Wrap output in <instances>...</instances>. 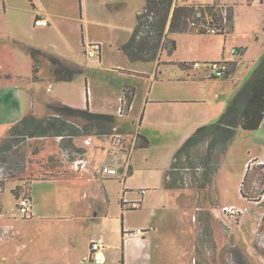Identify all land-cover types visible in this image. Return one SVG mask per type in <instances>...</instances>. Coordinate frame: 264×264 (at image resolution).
<instances>
[{
	"label": "rangeland",
	"instance_id": "374dc122",
	"mask_svg": "<svg viewBox=\"0 0 264 264\" xmlns=\"http://www.w3.org/2000/svg\"><path fill=\"white\" fill-rule=\"evenodd\" d=\"M213 1L178 0L177 2L179 5H210ZM216 1L225 9V13L230 11L232 14L233 5H231V1L233 0ZM236 1L247 4V0ZM31 2L36 8L52 4V0H5V4L2 6L3 14L0 17V69H5L10 74H31L30 55L15 42L59 55L83 66L85 70L83 75L71 82H56L54 84L60 88L59 93L62 98L75 100L80 95L83 107L85 108L87 104L89 108L90 97L99 98L106 94L109 100L115 101L117 111L115 118L118 124L121 125L122 130L131 134H136L139 131H141L140 133L144 132L147 123L140 122L142 114L136 112L134 118L129 119H125L126 114L119 115V98L121 89L125 86L138 89L140 87L142 95L151 93L150 89H147V83L132 76L135 74L131 73L151 74L156 68L157 61H130L121 51V47L132 34L137 22L138 11L145 7L146 0H86L84 20L83 16L75 11L68 17H61L56 21L49 19L47 21L48 26L35 24ZM81 8V0H77V9H80V12ZM197 16H199V13H197ZM189 26L193 28L192 25ZM239 34V29H236L231 36L236 37ZM169 35L171 39L176 41V49L172 53L168 49H163L158 60L161 62V70L167 72H171L172 67L170 64L165 63L176 62L183 58L191 59V48L197 44V39L190 36L189 32L170 33ZM220 39L223 40L224 37H220ZM96 45L100 47L101 61H99L98 55L93 57L88 55L90 47ZM232 58H234L233 61L238 62L239 56L233 55ZM193 62L195 61L188 60L187 64ZM174 68L178 74L181 73L178 68ZM244 69L245 67H240L236 84L232 82L214 83L215 86H221L223 89L217 92L220 95L219 100L213 97L208 98L206 103L208 108H213L218 103L224 102L223 112L225 111L234 95L251 76L252 72L248 74L247 78H241L245 73ZM188 70L193 73V70ZM43 73L45 74V68L41 74ZM42 86L46 88L47 84L43 82L19 85L24 106L31 107L32 105L36 115L45 114L41 97L43 92L40 90ZM33 88L36 89V96L32 101ZM176 92L168 85L154 83L151 97L171 96ZM138 93L140 94V90ZM48 110L53 112L51 109ZM69 122L81 128L80 135L74 137L76 140L75 146L85 149V154L80 155L68 147L67 141L69 139L66 138L61 139L52 136L22 139L16 137L10 150L4 154V158L0 162V264H61L59 252H56L60 244L53 246L51 241L61 235L66 224L64 221L59 222V226L54 228L40 225L37 221H24L23 211L18 207L19 198L16 199L15 197L16 192L20 197L24 194L28 195L30 189L36 207L40 209L48 206L53 207V205L63 206L66 200L73 205L79 201L81 196L71 188H56L53 184H32L31 182L82 174L102 180L103 177L99 173L100 167L107 165L121 169L122 163L126 160L129 161L130 165L137 162L140 166V170L136 171L130 185L145 186L144 189L139 191L133 188L134 193H139L142 190L146 192V189L153 191L154 188L152 187L162 181L164 168H166L165 163H168V169L173 155L187 139L185 138L182 141L177 139L180 132L178 129H165L164 132L151 134V146L147 150L133 149L131 151L133 158H131L132 156L123 155L117 150L113 151L108 144L95 136L98 133L96 130L86 131L82 127L84 123L81 120L69 119ZM7 135L8 131L0 139ZM86 140L91 141V146L85 144ZM246 148L247 145L239 139L230 144L229 151H232L229 152L228 161L225 162L227 165L223 167L225 169L224 178H230L228 171V166H231L230 162L237 161L240 155L246 153ZM206 156V143L203 142L191 151L188 162L185 163L188 169L176 172L177 178L180 179L177 181L176 186L177 189L182 191L178 200L187 211V236L195 243L198 264H223L222 251L225 247V241L229 237L235 245L234 255L236 259L241 258L247 264H264V206L251 204L249 210L243 215L244 217L237 216L226 219L224 210L227 204L222 199L215 184L217 173L212 177L210 186L199 187L201 181L197 179L200 177L201 170H203ZM217 156V151L211 152L212 161L210 166H213L215 161L221 163L223 156H220V158ZM193 165L197 168H193ZM253 168L255 169V166ZM259 182L258 186L261 188L264 178ZM30 184H32V188ZM102 186L108 200V203L106 201L102 203H107L106 210L110 215L105 224H108L114 241L120 237L121 229L123 230V218L125 219L124 224L128 223L131 226L146 225L143 218V209L134 210V212H129L133 211L129 208L123 209L126 210L123 217L119 205L120 196L118 195L121 188L118 180H103ZM94 189L99 190L98 187H94ZM102 203L98 201L99 207L102 206ZM153 220L157 221V218ZM162 221L159 222L158 226L160 227V234H174L177 239L185 238L180 233V221L175 216L170 214ZM74 227L75 225L72 224L69 229L74 230ZM209 227H211V232ZM139 229L146 231L143 228ZM135 230H123L122 233L124 236L130 237L129 233ZM215 230L219 244L212 237V231ZM88 232L82 234L85 235ZM148 234L149 232L145 234L146 238ZM151 234L158 241V237H155L156 234L153 232ZM107 244H110V242L107 241ZM107 244L105 243L106 246ZM82 245L80 243L79 247ZM115 246L116 244H114ZM122 246L123 244L121 245L119 238L117 244L118 262L114 261L112 264H124L123 257L121 258L123 256V253H121ZM173 247L168 245L164 247L166 251L161 254V256L165 255L162 261L163 264L178 263L175 260L176 250ZM79 249L83 250V248ZM145 253L148 256L151 254V257L153 255V248L150 249L147 243ZM158 260L159 258L154 262L152 258L144 264H161ZM107 264H111V258H108Z\"/></svg>",
	"mask_w": 264,
	"mask_h": 264
},
{
	"label": "crops",
	"instance_id": "0c3cea01",
	"mask_svg": "<svg viewBox=\"0 0 264 264\" xmlns=\"http://www.w3.org/2000/svg\"><path fill=\"white\" fill-rule=\"evenodd\" d=\"M85 1L86 0H81V12L80 9H77V0H52V4L39 8H36L32 2L30 4H33L31 7L34 11V20L35 16H38L37 19H43L46 22L49 19L56 21L58 18L68 17L75 11L82 15L84 20ZM177 1L178 0L175 1V4L182 6L179 5ZM3 4H5V0H0V17L3 14ZM231 5H233L231 14L232 25L231 29L227 33L223 35H209L189 32L190 36L197 39V44L191 48V59L183 58L176 62L171 61L170 63H165L170 64L172 67L171 72H167L166 70H161V62L158 61V58L156 60V68L151 74L138 72L131 73L135 74L132 76L146 82L147 89H150L151 93L153 91L154 83L166 86L168 85L177 91L171 96L163 95L151 97L150 92L142 95L140 87L138 89L125 86L121 89L119 108L121 105L123 89L129 90L133 93L130 108L124 113L126 114L125 119L134 118V114L138 112L139 114H142L140 116V122L147 123V127L144 132L140 133L141 131H139L136 134H139L143 139H146L148 141V146L137 149L147 150L150 148V139L152 138L151 134L154 135L156 133L164 132L165 129H178L180 132L177 139L182 141L185 138H188L197 128L214 122V120L222 114L223 108L225 107L224 102L218 103L213 108H208L206 106L208 98L213 97L216 98V100H219L220 98V95L217 92L221 91L223 88L221 86H215L214 83L232 82L236 84L238 82V75L241 66L245 67V73L241 78H247L248 74L253 72L256 68V64L264 57V0H247L246 5L242 2L233 0L231 1ZM142 10L143 9L138 11V13ZM225 16L226 14H224V17ZM48 25L49 23H47V26ZM236 29H239L240 34L236 37L231 36ZM220 37H224V39L221 40ZM168 38L171 39L169 34ZM15 43L20 48L22 46H29L19 42ZM21 49L27 52L23 48ZM232 49H237L239 51L237 54L239 56L238 62L233 61L234 58H232L233 55L230 52ZM56 56L68 62H72L59 55ZM188 60L201 63L220 60L226 61L229 65V77L226 79H209L205 77L206 72L201 68L193 70V73H190L188 70L189 68L183 66L184 64H187ZM99 61H101V56H99ZM79 66L82 68V73L77 75L74 79L83 75L85 71L83 66ZM174 67L178 68L181 73L178 74ZM44 68L45 74H41ZM235 71L237 72L235 73ZM123 72L128 73L130 71ZM38 77L39 78L37 80L32 79V69L30 75L10 74L7 70L2 68L0 69V137L4 136L12 125L17 123L28 113H32L34 116L40 118L52 116L53 112L49 111L47 106L54 103H61L82 110L88 109L90 112L96 114H108L114 117L117 115L115 101L109 100V97L106 94L100 96L99 98L90 97L89 108L87 104L85 108L83 107L80 95H78L75 100L62 98L59 93L60 88L54 84L56 82H71L74 79L71 81H54L50 70L47 69L45 63L41 65ZM43 82L47 84L46 88L42 86L40 89L43 92L41 97L45 108V114L36 115L33 111L32 105L31 107L24 106L19 85ZM139 90L140 94L138 93ZM35 94L36 89L33 88L31 97L32 101L36 96ZM115 122L116 126L122 130V127L118 124L116 118ZM151 127L152 129H150ZM123 131L129 134V136L133 135L125 130ZM238 139L243 144L247 145L245 150L246 153L240 155L237 161L230 162L231 166H228L230 178H224L223 174L225 169L223 167L224 165H227L225 162L228 161V154L232 151H229L230 144H233ZM101 140L105 142V140ZM71 142L75 146L76 140L74 137L71 139ZM90 143L91 141L89 140V142L85 144L91 146ZM231 143L227 147L215 178L216 188L224 202L227 204L225 208L228 206H236L238 208H245L247 212L251 207V204L264 206V182L261 188L258 186V184H260L259 180L264 178V118L259 128L255 131L237 129L235 137ZM78 149L83 150L84 154L86 153L85 149L80 147ZM130 156L133 158L131 152L129 153V157ZM171 163L172 161L170 162L169 167ZM127 164L129 170L126 178L123 181L118 180L121 188V192L118 195L120 196V209L124 217V212H126V210L123 209L129 208V206L125 203L122 205L121 200L124 198L129 202L137 201L139 203V208L136 210L143 209V218L146 225L131 226L128 223L124 224L125 219L123 218V230L143 228L146 231H143V236L137 235L129 237L124 236L122 233L123 230L121 229L119 238L121 245L123 244V250L121 249L123 256H121V258L123 257L124 264H144L147 260H151L152 258L154 262L157 258H159L158 261L163 264L162 261L165 258V255L161 256V254L165 253L166 250L164 247L167 245L174 246L173 249L176 250L175 260L178 261L177 264H198L195 243H193L192 239L187 236V211L178 200L182 191L180 189H169L163 186L165 174L169 169V167L167 169L168 163H165L164 165L166 168H164L165 172L163 174L162 181L158 182L155 187H152L154 188L153 191L146 189L145 192V190H142L144 193H134L133 188H136L138 189L137 191H139L140 189H144L145 186L130 185L133 182L132 179L134 174L136 171L140 170V166H138L137 162L130 165L129 161H127ZM254 166L255 169L253 168ZM101 168L102 167L99 168L100 175ZM119 171H121V169H119ZM107 179L117 180L115 178L105 177H103L102 180H99L95 177L82 174L67 177L64 176L52 180H37L31 182L32 184H53L56 188L68 187L81 196L79 197V201L73 205L69 204L66 200L64 201L63 206L53 205V207L48 206L40 209L39 207H36V203L31 196V191L29 190L28 196L31 202V209L29 215L24 218V221H37L40 225H47L54 228L59 226V222L64 221L66 224V226L62 229L61 235L57 236V238H53L51 241L53 246H58L60 244V247L56 249V252H59V260L61 261V264H92L88 261V257L90 244L93 241H101L104 244V264H107L108 258H111V264L114 261L116 263L118 262L117 244L119 242V238L114 241V237L111 234V230L108 228V224H105V221L108 217H110V215L106 210L108 200L105 191L102 190V181ZM143 182L146 184L145 180H143ZM32 184H30L31 188ZM94 187H98L99 190H95ZM98 201H100V203L106 201L107 203H104L105 205L102 203V206L99 207ZM129 212H134V210ZM170 214L175 216L180 221V233L183 237H185L184 239H177L174 234H160V227H158L160 224L159 222H163L162 219H165V217H168ZM224 215L226 219L234 218L227 216L225 212ZM242 217L244 216H241L240 218ZM155 218H157V221L153 220ZM72 224L75 225L74 230L69 229ZM209 228V231L211 232V227ZM86 231L89 232L88 234H85V236L82 233ZM147 232H149V234L146 238L145 234ZM151 232L156 234L155 237H158V241L157 238L152 236ZM212 232L213 240L218 242L216 230ZM107 241L110 242V244H107ZM80 243L83 244L81 247H79ZM146 243L149 245L150 249L153 248L152 257L151 254L148 256L147 253H145ZM114 244H116L115 247ZM79 248H83V250H80ZM234 249L235 245L233 241L230 237L227 238L225 241V247L222 251L224 261L223 264H239L238 261L240 258L236 259ZM110 250L112 251L110 252ZM246 251H248V249H246ZM113 252L115 253L112 254ZM114 255H116L115 259ZM55 261L57 262V260Z\"/></svg>",
	"mask_w": 264,
	"mask_h": 264
},
{
	"label": "trees",
	"instance_id": "16d2710c",
	"mask_svg": "<svg viewBox=\"0 0 264 264\" xmlns=\"http://www.w3.org/2000/svg\"><path fill=\"white\" fill-rule=\"evenodd\" d=\"M176 0H146L143 10L137 15V22L129 40L121 47V51L130 61H154L163 51L168 49L171 53L175 50L176 43L168 38L170 33L193 32L196 34H210L203 26L216 27L215 34H225L231 29V13L217 4L216 0L210 5H182L178 6ZM33 6V4H31ZM199 13V16H197ZM224 14L226 16L224 17ZM38 16H35L37 20ZM192 25L193 28H190ZM32 60V79L37 80L41 65L45 63L50 70L54 81H71L82 73V68L68 62L56 55L42 52L39 49L22 46ZM187 64L183 66L186 67ZM229 77V76H228ZM227 77V78H228ZM226 79V78H225ZM133 93L123 89L122 98L126 99L129 110ZM53 111L52 116L36 117L32 113L23 116L8 130V135L0 139V162L4 154L16 137L22 139L41 137H60L69 139L68 147L80 155L84 151L76 148L71 139L80 135V127L69 122V119L81 120L86 131L96 130L99 139L107 140L113 134H129L116 126L115 117L108 114H96L88 109H77L61 103L47 106ZM264 118V57L260 60L251 76L237 91L221 116L213 123L197 128L173 155L172 163L165 174L164 186L177 189V171L187 170L190 153L201 143H206V159L201 170L199 187L210 186L212 177L218 171L219 161L210 166L211 152L217 151L218 158L224 156L228 145L234 139L237 129L255 131L259 128ZM130 138V137H129ZM148 141L137 134L135 148H145ZM197 168L196 166H192ZM30 190V189H29ZM15 193V191H13ZM17 193V192H16ZM15 193L16 199L19 195ZM26 195V194H24ZM244 197V195H243ZM122 261V259H121ZM239 264H247L239 259Z\"/></svg>",
	"mask_w": 264,
	"mask_h": 264
},
{
	"label": "built area",
	"instance_id": "2783aa9c",
	"mask_svg": "<svg viewBox=\"0 0 264 264\" xmlns=\"http://www.w3.org/2000/svg\"><path fill=\"white\" fill-rule=\"evenodd\" d=\"M36 25H47V22L43 19H37L34 21ZM209 32L210 34H215L217 32L216 27L212 25V27H206L203 26ZM232 55H237L239 51L237 49H232L231 51ZM88 55L90 57H93L95 55L100 56V47L99 45L91 46L90 50L88 52ZM186 67H188L191 70H198V69H204L206 74L205 77L209 79H225L229 76V65L226 61L220 60L215 62H193L191 64H187ZM127 110V104L126 99H121V105L119 108V114H124ZM130 137V138H129ZM127 136L125 134L116 133L109 137V139L105 140V143L110 146L111 149L117 150L123 155L129 156V153L135 149V145L137 142V134H133L130 136ZM89 140H86L85 143H88ZM122 156V155H120ZM129 167L127 164V160L122 163L121 171L117 169L116 167H110L107 165H103L101 168V175L105 178H115L119 181H123L128 173ZM144 193V191H141ZM122 205L128 204L129 208L131 210H136L139 208V203L137 201H127L126 199H122ZM18 207L21 208L23 211V216L27 217L29 215L30 209H31V202L28 195H22L19 197V203ZM225 214L229 217H237V216H243L246 212L245 208H238L236 206H228L224 210ZM130 236H143V230L136 229L135 231H131L129 233ZM88 261L92 264H101L104 262V244L101 241H93L90 244V251H89V257Z\"/></svg>",
	"mask_w": 264,
	"mask_h": 264
}]
</instances>
